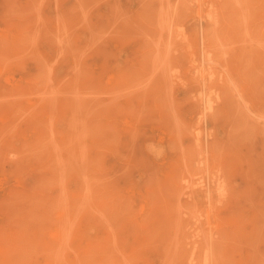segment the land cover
Instances as JSON below:
<instances>
[{"label":"rangeland","instance_id":"rangeland-1","mask_svg":"<svg viewBox=\"0 0 264 264\" xmlns=\"http://www.w3.org/2000/svg\"><path fill=\"white\" fill-rule=\"evenodd\" d=\"M263 21L0 0V264H264Z\"/></svg>","mask_w":264,"mask_h":264},{"label":"bare ground","instance_id":"bare-ground-1","mask_svg":"<svg viewBox=\"0 0 264 264\" xmlns=\"http://www.w3.org/2000/svg\"><path fill=\"white\" fill-rule=\"evenodd\" d=\"M88 4V3H87ZM244 4V3H243ZM242 4V5H243ZM235 5V4H234ZM172 6V5H171ZM176 6V5H175ZM160 7V6H159ZM163 10V9H162ZM161 10V11H162ZM247 10V9H246ZM118 11V10H117ZM256 13V12H255ZM253 14V13H252ZM86 15V14H85ZM161 15V14H160ZM162 17V16H161ZM254 17V16H253ZM231 20V19H230ZM248 20V19H247ZM165 21V20H164ZM161 22V21H160ZM264 22V21H263ZM83 23V22H82ZM168 23V22H167ZM242 23H243V21H242ZM235 24H236V22H235ZM110 25V24H109ZM168 25H169V23H168ZM215 26V25H214ZM22 27V26H21ZM160 28H161V26H159ZM81 28V27H80ZM159 28V29H160ZM230 28V27H229ZM168 29V28H167ZM166 29V30H167ZM210 29V28H209ZM212 29V28H211ZM220 30V29H219ZM3 31V30H2ZM164 31V30H163ZM214 32V31H213ZM224 32V31H223ZM245 32V31H244ZM224 34V33H223ZM214 35V34H213ZM243 35V34H242ZM216 36V35H215ZM121 37V36H120ZM158 37V36H157ZM245 37V36H244ZM123 38V37H122ZM212 39V38H211ZM236 40V39H235ZM32 42H33V40L31 41V44H32ZM227 42H229V41H227ZM212 43V42H211ZM226 43V42H225ZM230 43V42H229ZM156 44V43H155ZM29 45H30V43H29ZM226 46V45H225ZM168 47V46H167ZM31 48V47H30ZM156 48V47H155ZM220 48V47H219ZM251 48H252V46H251ZM255 48V47H254ZM168 51V50H167ZM156 52V51H155ZM250 54V53H249ZM100 55H103V54H100ZM154 57H155V55H153ZM157 56V55H156ZM161 55H159V57H160ZM249 56V55H248ZM249 59V58H248ZM143 60V59H142ZM156 60V59H155ZM154 60V61H155ZM159 63V62H158ZM156 64V63H155ZM154 64V65H155ZM156 66V65H155ZM227 69V68H226ZM43 72V71H42ZM121 77V76H120ZM208 79H209V77H208ZM49 84V83H48ZM164 85H165V83H164ZM164 88V87H163ZM21 89V88H20ZM138 89V88H137ZM19 90V89H18ZM21 91V90H20ZM54 91V90H53ZM166 92V91H165ZM21 93V92H20ZM77 95V94H76ZM165 96H166V94H165ZM209 96V95H208ZM95 97V96H94ZM166 98V97H165ZM207 98V97H206ZM208 99H209V97H208ZM73 101H74V99H73ZM168 101V100H167ZM171 101V100H170ZM70 103V102H69ZM97 103V102H96ZM167 107V106H166ZM210 107V106H209ZM170 110H172V109H170ZM205 111V110H204ZM210 111V110H209ZM74 115V114H73ZM175 120V119H174ZM70 122V121H69ZM4 123V122H3ZM71 123V122H70ZM159 123H160V120H159ZM85 128V127H84ZM177 129V128H176ZM83 132V131H82ZM138 133V132H137ZM104 138V137H103ZM52 139V138H51ZM53 140V139H52ZM105 140V139H104ZM50 142H52V141H50ZM46 143V142H45ZM113 155V154H112ZM85 156V155H84ZM103 157V156H102ZM58 161V160H57ZM82 162V161H81ZM98 162V161H97ZM94 163V162H93ZM60 166V165H59ZM207 166V165H206ZM123 172V171H122ZM63 173V172H62ZM122 174V173H121ZM61 176V175H60ZM64 177V176H63ZM189 177V176H188ZM63 179V178H62ZM93 180V179H92ZM92 180H90V182H92ZM111 180V179H110ZM96 182V181H95ZM110 182V181H109ZM62 191V190H61ZM86 193H88V191L86 192ZM63 194V193H62ZM91 200V199H90ZM110 201V200H109ZM82 203V202H81ZM81 207V206H80ZM179 208V207H178ZM67 209V208H66ZM82 209V208H81ZM230 214V213H229ZM32 220V219H31ZM76 220V219H75ZM74 220V221H75ZM68 224H70V223H68ZM219 224V223H218ZM220 225V224H219ZM111 226V225H110ZM69 227V226H68ZM108 227V226H107ZM64 230V229H63ZM177 230H179V229H177ZM65 234H67V233H65ZM69 234V233H68ZM71 234V233H70ZM29 236V235H28ZM236 236V235H235ZM66 238H68V235H67V237ZM26 249V248H25ZM28 249V248H27ZM33 249V248H32ZM222 251V250H221ZM65 252V251H64ZM61 254H63V253H61ZM60 254V255H61ZM177 255V254H176ZM178 256V255H177ZM217 256V255H216ZM200 258V257H199ZM224 259V258H223ZM111 261V260H110ZM233 261V260H232ZM223 262V261H222ZM242 262V261H241ZM83 263V262H82ZM118 263V262H117ZM225 264H227V263H225Z\"/></svg>","mask_w":264,"mask_h":264}]
</instances>
